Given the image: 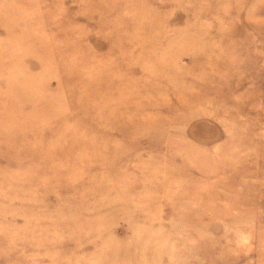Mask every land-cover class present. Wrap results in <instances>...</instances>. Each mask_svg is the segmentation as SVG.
Returning <instances> with one entry per match:
<instances>
[{
    "label": "rangeland",
    "instance_id": "1",
    "mask_svg": "<svg viewBox=\"0 0 264 264\" xmlns=\"http://www.w3.org/2000/svg\"><path fill=\"white\" fill-rule=\"evenodd\" d=\"M0 264H264V0H0Z\"/></svg>",
    "mask_w": 264,
    "mask_h": 264
},
{
    "label": "bare ground",
    "instance_id": "2",
    "mask_svg": "<svg viewBox=\"0 0 264 264\" xmlns=\"http://www.w3.org/2000/svg\"><path fill=\"white\" fill-rule=\"evenodd\" d=\"M185 104V103H184ZM185 109V108H184ZM175 123V122H174ZM234 182V181H233ZM236 184V183H235Z\"/></svg>",
    "mask_w": 264,
    "mask_h": 264
}]
</instances>
